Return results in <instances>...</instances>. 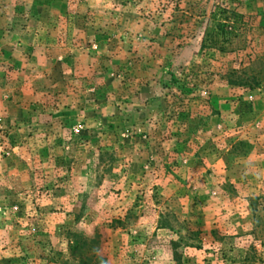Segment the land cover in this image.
<instances>
[{
	"label": "rangeland",
	"instance_id": "obj_1",
	"mask_svg": "<svg viewBox=\"0 0 264 264\" xmlns=\"http://www.w3.org/2000/svg\"><path fill=\"white\" fill-rule=\"evenodd\" d=\"M0 264H264V0H0Z\"/></svg>",
	"mask_w": 264,
	"mask_h": 264
},
{
	"label": "trees",
	"instance_id": "obj_2",
	"mask_svg": "<svg viewBox=\"0 0 264 264\" xmlns=\"http://www.w3.org/2000/svg\"><path fill=\"white\" fill-rule=\"evenodd\" d=\"M225 15H224V19L225 22H221V21H217L216 25L213 28L207 29L206 30V34L204 36V38L202 39V46H212V47H216L218 50L220 51H225L227 50L225 43H223V41H219L217 39L218 36V31L223 32L225 30V27L227 26V24H231V20H235L237 17L241 16L240 13H237L234 10H224ZM225 32V31H224ZM208 42V43H207ZM255 80L256 82V78H253V81ZM248 106V109L250 108V103H246Z\"/></svg>",
	"mask_w": 264,
	"mask_h": 264
}]
</instances>
